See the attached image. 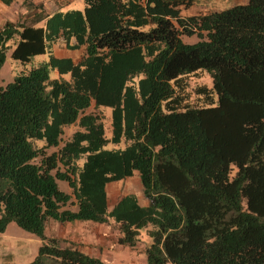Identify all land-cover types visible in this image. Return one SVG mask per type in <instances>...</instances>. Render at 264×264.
<instances>
[{"label":"trees","instance_id":"trees-1","mask_svg":"<svg viewBox=\"0 0 264 264\" xmlns=\"http://www.w3.org/2000/svg\"><path fill=\"white\" fill-rule=\"evenodd\" d=\"M81 2L40 27H0V68L8 44L21 64L47 56L0 88V233L13 223L50 242L28 264H104L46 238L47 221L112 223L119 246L144 244L145 264H264V0L186 17L178 0ZM199 71L211 87L191 104ZM90 105L110 109L109 139ZM134 174L146 204H111L106 186Z\"/></svg>","mask_w":264,"mask_h":264},{"label":"rangeland","instance_id":"rangeland-1","mask_svg":"<svg viewBox=\"0 0 264 264\" xmlns=\"http://www.w3.org/2000/svg\"><path fill=\"white\" fill-rule=\"evenodd\" d=\"M246 0H178L177 9L181 17L204 14L207 12L221 11L234 5H243ZM74 8H81V4H76ZM183 43L191 44L197 41L195 36L189 38H181ZM10 48L5 54V60L0 68V88L10 83L13 78L19 74L26 73L32 68L45 63L46 55L32 57L29 62L21 64L10 58L13 49L12 44H8ZM62 50V49H60ZM74 58H79L78 51L70 53ZM49 80L62 79L67 81L68 75L59 76L55 71H48ZM186 91L189 92V103L195 104V90L200 87L210 89L211 83L208 74L205 71H199L185 79ZM215 100V99H214ZM94 114L101 117L104 137L109 139L110 136V109L105 107L94 108L92 105L83 112V115ZM80 130L77 123L65 127L57 148L47 149L46 154L57 151L75 132ZM41 143V142H36ZM124 144L121 142L118 146L107 143L104 150L123 149ZM37 163L38 159L32 161ZM235 168L229 174L232 177ZM59 191L70 196V203L66 204L64 209L75 210V204L71 195V190L64 182L56 181ZM108 196L118 199L127 194L134 195L140 205H145L142 198L141 189L134 174L131 178L110 183L106 186ZM45 236L48 239L57 241L61 248L75 247L80 249H91L97 252L98 258L104 264H145L143 258V243H137L133 247L119 246L116 243L118 237L116 226L112 223L108 224H92V223H71L59 224L53 221H47L45 224ZM144 236V232H141ZM51 245L48 240L40 241L33 235L20 230L13 223H9L4 232L0 233V264H28L36 256L37 248L42 244ZM77 248V249H78Z\"/></svg>","mask_w":264,"mask_h":264},{"label":"crops","instance_id":"crops-1","mask_svg":"<svg viewBox=\"0 0 264 264\" xmlns=\"http://www.w3.org/2000/svg\"><path fill=\"white\" fill-rule=\"evenodd\" d=\"M76 4H81V8H74L73 6ZM82 8L81 0H10V3L7 5L0 1V27L4 23L40 27L43 24L41 18L46 15L57 11H81ZM57 45L52 48L54 56L72 59L69 51L65 49L60 50L59 48L56 49L58 47ZM79 51L81 55V49ZM108 199L112 204L114 198L109 196ZM70 224L68 223V225ZM78 249L87 255L98 258V254L94 250Z\"/></svg>","mask_w":264,"mask_h":264}]
</instances>
